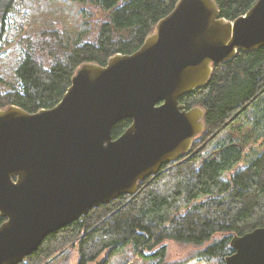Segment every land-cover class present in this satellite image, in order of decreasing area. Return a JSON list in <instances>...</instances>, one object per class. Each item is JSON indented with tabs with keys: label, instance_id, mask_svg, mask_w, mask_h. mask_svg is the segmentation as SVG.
Wrapping results in <instances>:
<instances>
[{
	"label": "water",
	"instance_id": "obj_1",
	"mask_svg": "<svg viewBox=\"0 0 264 264\" xmlns=\"http://www.w3.org/2000/svg\"><path fill=\"white\" fill-rule=\"evenodd\" d=\"M263 46L264 0L232 22L213 0H178L136 52L81 65L51 109H0V264H19L52 232L187 155L204 112L179 99L214 65ZM122 120L131 124L113 139ZM230 246L225 264H264V228Z\"/></svg>",
	"mask_w": 264,
	"mask_h": 264
},
{
	"label": "trees",
	"instance_id": "obj_2",
	"mask_svg": "<svg viewBox=\"0 0 264 264\" xmlns=\"http://www.w3.org/2000/svg\"><path fill=\"white\" fill-rule=\"evenodd\" d=\"M93 4L109 13L94 39L84 33L47 28L22 40L23 60L15 70L18 87L7 89L0 78V109L14 106L27 113L51 109L83 64L105 66L117 55L136 52L178 0H69ZM220 18L232 22L257 0H213ZM23 0H0V41L11 14H21ZM185 110L204 112V129L189 153L139 182L133 195H121L92 208L55 232L19 264H44L77 246L78 264H101L127 247L151 264L166 261L167 241L200 248L195 259H224L230 242L264 228V46L238 51L214 65L208 82L179 99ZM118 122L116 139L130 126ZM5 219L0 217V226ZM216 236H219L216 238Z\"/></svg>",
	"mask_w": 264,
	"mask_h": 264
},
{
	"label": "rangeland",
	"instance_id": "obj_3",
	"mask_svg": "<svg viewBox=\"0 0 264 264\" xmlns=\"http://www.w3.org/2000/svg\"><path fill=\"white\" fill-rule=\"evenodd\" d=\"M21 14L9 15L5 21L4 33L0 41V78L11 87H18L15 70L23 60L22 40L34 37L39 31L47 28L58 32H68L73 38L84 33L88 40L94 39L98 27L106 22L109 13H105L96 5L74 3L69 0H23ZM219 236H216L218 238ZM166 261L179 264H219L216 259L209 261L195 259L196 253L206 248L183 247L171 241L165 242ZM102 254L93 263L101 264ZM77 246H71L44 264H78ZM151 261L139 258L131 247H127L111 257L108 264H151Z\"/></svg>",
	"mask_w": 264,
	"mask_h": 264
}]
</instances>
